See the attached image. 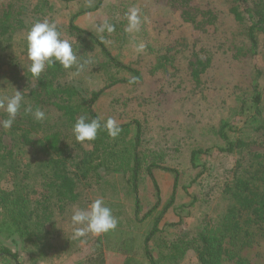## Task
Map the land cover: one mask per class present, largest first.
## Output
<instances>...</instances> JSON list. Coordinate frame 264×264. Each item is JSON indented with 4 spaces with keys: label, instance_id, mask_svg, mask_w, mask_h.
Returning <instances> with one entry per match:
<instances>
[{
    "label": "rangeland",
    "instance_id": "374dc122",
    "mask_svg": "<svg viewBox=\"0 0 264 264\" xmlns=\"http://www.w3.org/2000/svg\"><path fill=\"white\" fill-rule=\"evenodd\" d=\"M8 8L15 12L17 28L3 36L0 26V97L18 90L28 100L26 86L13 85L4 71L10 64H19V68L31 62L26 34L34 23L47 20L57 24L76 53L87 50L85 57H79L82 61L91 60L83 70H65L64 79L67 73L66 81L75 84L85 97L103 88L108 76L124 79L104 91L95 109L105 120L112 117L119 125H132L123 138L125 142L108 137L103 139L107 146L97 148L95 141L77 142L58 114H46V133L62 132V147L67 143L72 153H79L66 164L69 175L78 174L80 178L76 196L59 193L62 179L54 174V158L60 155L46 140V146L35 140L44 138L40 129L34 131L32 141L24 142L0 126L7 153L1 186L23 196L25 210L24 216L14 214L17 217L12 219L11 212L0 209V264H15L2 248L16 252L20 264H151L144 240L154 218L171 201L175 181V199L160 223L169 237L194 229L224 211L229 200L227 188L240 164L253 153L264 152V38L254 61L234 58L229 45L235 22L227 0H0V15ZM130 9L137 10L141 21L139 30L131 33L125 31ZM114 19L120 25V35L108 45L124 64L141 72L142 79L137 83L131 82V72L109 69L100 48L91 39L88 45L92 47L80 45L78 35L70 29L73 23L97 33L100 23ZM177 39H186L187 49L174 56L173 64L155 69V50ZM140 44L144 45L142 51L137 50ZM197 58L210 63L192 64ZM196 68H204L198 78L193 72ZM257 94L261 95L259 103L255 102ZM6 118L7 113L0 109V121ZM136 121L142 126L138 150L145 174L140 184L142 212L138 217L133 188L125 171L117 169L128 162L130 153L121 160L114 158L111 150L113 142L122 149L123 142L135 141ZM223 122L229 125L231 140L240 142L233 152L219 150L225 146L220 135ZM195 150L206 151L192 158ZM88 157L92 163L84 166L83 158ZM79 160L80 168L76 165ZM153 162L161 168H155L154 178H149L146 167ZM58 168L63 170V164ZM87 168L84 178L82 173ZM173 170L178 172V180ZM97 198H103L112 209L117 228L100 236L89 233L73 239V209H87ZM157 199L160 209L140 220ZM150 248L159 259L156 244H150ZM249 256L251 264H264V239ZM177 264L200 262L188 253Z\"/></svg>",
    "mask_w": 264,
    "mask_h": 264
},
{
    "label": "trees",
    "instance_id": "16d2710c",
    "mask_svg": "<svg viewBox=\"0 0 264 264\" xmlns=\"http://www.w3.org/2000/svg\"><path fill=\"white\" fill-rule=\"evenodd\" d=\"M227 5L228 12L232 15L235 22V29L232 32L229 48L234 58L240 59V61H244L245 59L254 61L259 53L262 39L264 38V0H227ZM9 8L3 15H0V26L3 29L1 34H3V36L9 34L14 26L17 28V20L14 16L15 12H12ZM187 14L190 16L192 15L189 12H187ZM191 20L193 23L197 22L194 18H191ZM110 23L115 25V30L111 34L107 32L99 34L105 37L106 43L101 42L97 33L84 30L73 23L70 24V29L78 35L80 45L84 43L86 46L92 47L88 45L91 39L93 44L100 48L105 65L109 67V69H116L118 73L121 71H129L134 74L132 81L137 83L142 79L141 72L138 69L124 64L115 56L108 45L113 38L120 35V25L117 23V20L114 19L110 21ZM153 46L154 45L151 44L149 48L151 49ZM188 46L186 39L182 41L177 39L174 40L173 43L168 44L167 47L155 50V69H161L165 64H173L174 56L183 49H187ZM76 54L78 57H85L87 50L83 52L78 51ZM30 63L24 64L19 68V64H10L4 72L7 77L11 78V83L13 85L26 86L28 89V94L26 95L28 96V103H31L34 108L39 107L46 114H49V112L58 114L64 119V123H66L69 132L72 130L79 116L87 115L89 119L96 118L98 113L95 109V103L100 99L104 91L110 89L119 82L125 81L115 75L108 76L107 83L103 88L92 91L91 96L85 97L82 96V93L75 84L66 81L67 73L64 79V71L67 69H64L58 62L54 66L46 68L39 80L33 79L31 73L28 71ZM209 63L210 60L202 61L200 58H197L192 64ZM203 69L204 68H196L193 71L195 77L198 78ZM33 82L34 85L32 86L31 84ZM255 100V102L259 103L261 101V95L257 94ZM46 117L48 118V115H46ZM45 120L47 121V119ZM45 120L37 122L31 115L24 114L23 110H21V113L17 115L11 129H9L10 135L15 139L30 142V137L34 131L40 129L44 134V138L35 140L42 142L45 146L48 144L60 155L54 158V174L56 178L61 177L62 179L60 180L59 193L63 194L64 192H68L70 195L76 196L75 191L80 178L77 177L78 174H75V176L69 175L66 164L68 162L72 163L71 161H74L76 155H79V153H72L73 149H68L69 146L67 143L62 147V132L56 130L47 134L44 128L46 124ZM135 124L137 125L135 141L130 142V144L124 143L125 140L123 138L130 133L132 124H120L122 132L114 140L118 142L124 141L123 144H121L122 149L116 146L117 142H113L111 150L112 156L114 158L118 157L121 160L126 158L125 156H127V153H130V158L127 159L128 162L120 164L117 169L125 171L124 175L128 177L131 187L133 188L136 196L135 213L138 217L142 212L139 197L140 184L145 174L143 173L144 164L140 151L138 150L141 143L142 126L138 121H136ZM228 126L226 122H223L221 125L220 135L225 142V146L219 148V150L233 152L239 141L234 142L231 140L227 131ZM108 137L107 131L100 132L95 140L97 148L100 145L107 146L104 144L105 141H103V139ZM67 138H70V134ZM4 147L3 140L0 137V209L11 212L12 219H15L17 216L21 217L25 215L24 201L23 196H18L14 192L7 191L1 186L3 175L2 164L7 158ZM205 151L206 150L193 151L192 158L198 153ZM83 160V162L82 160L76 161L77 167L80 168L79 163L81 162L84 166H88L89 163H92L90 157L83 158ZM57 164H59V166L63 164V170L59 169ZM155 168H161V166L153 162L146 167V173L149 178H154ZM88 171L89 168L82 173V177H87ZM173 171L176 173V180H178V172L176 170ZM176 183L175 181L171 201L166 204L154 218L155 220L152 228L144 240L145 253L149 262L151 264H159L161 261H164L163 264H167L168 262L177 264L183 260L188 253H193L200 264H251L249 256L251 249L264 239V152L253 153L240 164L233 178V182L227 188L229 200L227 201V206L224 211L220 212L215 218L209 220L205 219L194 229L182 231L174 237H169L168 233L163 231V228H160V223L175 199ZM159 209L160 199H157L155 205L140 220L144 221L150 218L153 213ZM14 214H17V216H14ZM25 228H27V226H25ZM29 233L31 234V232ZM35 240L37 239L35 238ZM152 243L156 244L159 249V259H157L151 251L150 244ZM2 253L11 257L15 264H20L16 252H12L7 248H2Z\"/></svg>",
    "mask_w": 264,
    "mask_h": 264
},
{
    "label": "clouds",
    "instance_id": "9594fccd",
    "mask_svg": "<svg viewBox=\"0 0 264 264\" xmlns=\"http://www.w3.org/2000/svg\"><path fill=\"white\" fill-rule=\"evenodd\" d=\"M128 24L125 31L131 33L139 30L140 18L136 9H130L126 14ZM115 30V25L107 20L100 23L96 31L99 34H111ZM101 42H105V37L99 35ZM27 56L31 61L28 71L35 80H39L41 74L48 67L54 66L57 62L64 69L83 70L84 67L91 63L90 59L81 60L74 50L73 43L64 38L56 23H49L47 20L34 23L26 34ZM143 44H140L138 51H142ZM133 83L135 81H132ZM31 115L37 122H42L46 117V113L39 107L34 108L31 103L25 101L21 91L16 90L11 95L0 97V109L7 113V118L0 121V126L5 130L11 129L17 115L21 113ZM107 131L110 138H117L122 127L118 122L109 117L105 120L102 116L89 119L87 115H81L77 118L72 132L75 140L79 143L86 141L91 142L97 139L100 132ZM73 225V239L86 237L89 233L94 236L106 234L115 230L118 220L113 215L112 209L105 204L103 198H97L91 202L87 209L74 208L71 216Z\"/></svg>",
    "mask_w": 264,
    "mask_h": 264
}]
</instances>
